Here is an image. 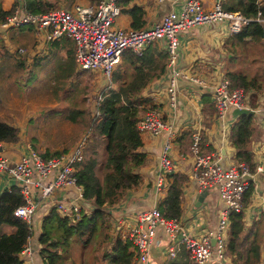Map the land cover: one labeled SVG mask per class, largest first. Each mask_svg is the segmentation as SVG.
<instances>
[{"label":"trees","instance_id":"trees-1","mask_svg":"<svg viewBox=\"0 0 264 264\" xmlns=\"http://www.w3.org/2000/svg\"><path fill=\"white\" fill-rule=\"evenodd\" d=\"M22 1L30 13H43L53 7L45 0ZM130 1L120 0L118 4H127ZM220 4L224 11L237 12L249 19L239 32L232 34L233 41L228 43L230 56L226 61L241 62L240 67L225 68L224 76L229 80L230 87L241 88L249 92L251 97L264 86V47L257 45L264 35V22L255 20L264 18V4L260 5L259 0H224ZM9 12L10 9H2L0 0V22ZM126 12L130 17L131 29L144 26V12L140 7L133 5ZM16 29L32 31L28 26ZM8 32L11 44L27 47L21 33L19 37L15 36L13 28ZM244 37H248L250 43L246 44ZM55 44L67 51L66 59L59 61L49 72V86L54 85V91L59 87V79L74 73L78 76L85 72L88 73L87 78H90L92 73L88 71H75L72 41L62 37ZM0 48L4 50L2 42ZM3 53L5 56L10 55L5 50ZM19 58L12 61L13 67L22 68L24 65V60ZM165 67L166 54L156 44L146 46L140 55H135L128 49L124 50L119 64L106 81L109 87L104 89L101 100L95 106L96 114L94 111L88 112L83 104L86 97L84 92L78 98V86L74 85L75 88L71 91L73 111H66L63 119L73 121L89 132L81 158L73 164V176L75 184L80 188L84 205L90 209L88 212L82 210L73 220L60 216L52 208L39 214L42 218L37 237L40 245L38 255L43 264H131L132 245L128 239L113 234L112 207L121 199L125 190L136 187L140 182L137 169L144 164L145 155L141 151V133L136 124L142 113L151 108L150 101L142 96V91L164 74ZM203 97L202 113L210 116L214 114L213 105L207 96ZM51 113L60 115L55 110ZM249 121L250 115L236 116L229 127L228 140L236 149V162L243 163L249 172H253V156L245 148ZM18 133V128L0 118V144L16 143L19 139ZM190 136L191 130H185L176 137L175 143L181 153L188 152ZM199 147L203 153L209 152L201 134ZM65 149L56 150L52 154H38L43 158L49 155L58 156L67 151ZM166 179L165 195L156 207L164 218L178 219L181 186L187 181V176L175 172L168 174ZM9 183L10 186H0V264H20L18 254L26 244L30 230L25 221L13 214L15 207L21 203V195L18 182ZM249 191L250 184L243 192L241 203ZM260 228L261 221H255L245 228L242 212L229 214L224 243L225 264L259 263L262 241ZM183 253L185 261L181 264H195L188 258L184 248Z\"/></svg>","mask_w":264,"mask_h":264},{"label":"built area","instance_id":"built-area-1","mask_svg":"<svg viewBox=\"0 0 264 264\" xmlns=\"http://www.w3.org/2000/svg\"><path fill=\"white\" fill-rule=\"evenodd\" d=\"M119 1L76 0L67 6L52 7L43 13H30L25 9L24 2L17 0L0 22V31L30 27L35 35V49L30 53L35 54L34 56L42 54L40 48H48L62 37L68 38L73 44L72 57L77 69L100 74L105 81V88L109 87L106 81L119 64L124 50L128 49L133 54L140 55L146 46L156 44L166 54V74L162 75L165 82L161 85V90L167 95L169 106L174 107L177 79L186 78L194 85L201 83L197 77L188 76L176 66L181 34L194 26L219 22L225 27L227 34L232 35L239 32L249 21L237 12L224 11L221 0H214L210 7L203 6L201 0H183L180 7L164 13L158 22L133 30L116 25V18L121 13ZM162 1L166 0H154L155 3ZM167 1L173 3V0ZM255 20L264 22V18ZM8 49L17 58L27 54L22 46L11 44ZM216 79L210 91V102L216 118H221L234 108L249 109V92L230 87L229 80L224 75ZM104 89L97 92L94 106L101 100ZM93 111L96 114L95 108ZM136 127L141 134L159 136L164 133L167 136L159 152L155 172L154 188L160 190L166 187L167 175L175 173L174 159L169 151L177 135L163 121L161 112L152 106L143 112ZM88 138L89 132L85 131L74 146L58 156L43 158L28 145L23 146L16 161L0 155V178L8 183L18 182L21 195V203L15 207L13 214L25 221L30 230L26 244L18 254L20 264H34L31 257L33 250L28 240L35 228L34 219L38 223L39 214L52 208L60 215L74 219L82 210L89 211L90 207L84 205L80 188L75 184L73 176V164L81 158ZM190 138L188 152L184 154L178 151V154L180 158L191 159V177L197 189H215L218 203L221 204L215 226L202 235H185L179 228L177 219L164 218L157 207L133 212L130 219L116 218L113 225L118 229L120 237L128 239L132 245L131 264H148L157 228H161L166 234L169 242L167 252L171 257L175 254L174 246L171 245L181 235L180 243L188 253V258L195 264H207L211 259L215 262L225 260L224 243L228 216L233 212H242L243 192L250 184L243 177H250L253 172H249L243 163L223 166L216 153H203L199 147V131L193 130ZM255 170L262 171L264 166H257ZM39 247L37 244L36 250Z\"/></svg>","mask_w":264,"mask_h":264},{"label":"crops","instance_id":"crops-1","mask_svg":"<svg viewBox=\"0 0 264 264\" xmlns=\"http://www.w3.org/2000/svg\"><path fill=\"white\" fill-rule=\"evenodd\" d=\"M11 1L1 0L2 9L9 10V6L6 5H8L7 3L10 4ZM45 1L50 4L60 2V5L63 6L64 4V6H67L76 0ZM201 1L205 7H210L214 2V0ZM182 2L183 0H173V3L167 0L159 3H155L154 0H131L127 4L120 5L121 13L116 18V25L121 28L130 27V17L126 11L133 5L143 10L144 26H150L158 22L164 13L180 7ZM259 4L263 5L264 0H259ZM8 31L9 29L6 32L0 31V38L4 40V43H2L5 51L10 54L11 52L8 49V45H11L8 39L10 32ZM13 32L21 33L22 40L27 42V47H24L27 50V54L23 56L24 58L21 57L24 62L29 63L31 60L40 57H42V61H45L51 59L53 56H55L57 63L66 59L65 52L67 50H64L59 44H55V42L48 48H40L41 55H31L30 53L35 49L34 32L26 29L19 31L16 28H13ZM243 39L246 44L250 43L248 37H244ZM230 41H233V35L227 34L223 24L219 22L194 26L190 30L184 31L180 36L176 66L188 76L197 77L201 81L200 85H194L186 78L177 79L174 107L169 106L167 95L161 90L165 77L161 76L142 91V96L150 101L151 106L161 112L162 119L166 124H169L171 132L178 136L185 130H191V132L193 130L199 131L205 139L209 152L216 153L223 166L234 165L236 163V149L228 140V130L230 125L235 121L236 116L231 115V110L221 118H216L213 114L207 116L202 113V108L203 96H207L210 101L212 85L215 84L216 78L224 75V69L227 67L238 69L240 67L241 62L231 63L226 61V58L230 56L228 53V43ZM257 45L264 47V35ZM74 67L75 71H77L75 63ZM164 73L166 74V70ZM248 106L252 113L250 114L245 148L253 156V173L250 174L251 179L247 181L250 183L249 194L246 195L242 202L243 226L248 228L253 222L261 221L262 241L258 264H264V170L259 172L255 170L257 166H264V86L259 93L253 94L249 98ZM166 139L167 136L164 133L159 136H151L147 133L141 134V151L145 155V161L137 169L140 182L136 187L125 190L121 199L112 207L114 215L111 218L113 221L116 218L130 219L133 212L156 207L163 199L165 187L160 190L155 189L154 181L159 162V152ZM20 144L21 142L14 144L1 143L0 155L11 161H16L23 149V144ZM178 151L177 144L175 142L172 143L169 153L174 159L175 168L173 172H179L187 176V181L181 186L179 200L180 214L177 223L185 235H202L205 232L211 231L215 226L219 209L217 193L214 188L206 190L196 188L191 177V159L189 157L180 158ZM0 184L3 187L11 183L1 178ZM202 191L205 192L204 195H200ZM115 230H117L116 227ZM115 230L113 229V234H119ZM39 231L40 227L35 222V228L28 240L31 250H33L31 257L34 264H43L42 259L38 255L40 247L36 250ZM180 239L181 235L177 236L171 245L175 249V254L171 257L167 252L169 242L166 234L161 228H157L155 242L150 248L148 264L183 263L185 261V257L183 256L185 253H183V248H181L183 246L180 243ZM212 260L207 264L214 263V260ZM21 264L27 263L21 262Z\"/></svg>","mask_w":264,"mask_h":264},{"label":"rangeland","instance_id":"rangeland-1","mask_svg":"<svg viewBox=\"0 0 264 264\" xmlns=\"http://www.w3.org/2000/svg\"><path fill=\"white\" fill-rule=\"evenodd\" d=\"M15 3L17 0H12L6 6L11 9L12 4ZM60 4L55 2L51 6H62ZM15 36L19 37L20 34L15 33ZM1 42L4 43L3 38H0V44ZM14 45L21 47V45ZM4 50L0 48V118L18 128L17 142H21L20 145L23 144V146L28 145L36 153L47 152V154L64 148L68 150L72 145L74 146L86 129L80 128L73 121L63 119L66 111H73V92L71 91L77 84L79 91L77 97L81 98L84 92L86 97L83 104L91 113L95 108L94 98L97 92L105 88L103 78L100 74H91L90 78H87L88 73L81 72L78 76L74 73L59 79V87L54 91V85L49 86V72L58 64L55 56L45 61H42V57L31 60L29 63L25 61L22 68H16L13 67L12 61L20 58L12 53L5 56ZM52 110L59 111L60 115L52 114ZM52 156L56 155L48 157ZM220 207L221 204L218 203V208ZM68 219L73 220V218ZM37 222L40 224V217ZM111 222L115 230L112 218ZM115 231L118 232V229ZM211 264H225V260L224 263L214 261Z\"/></svg>","mask_w":264,"mask_h":264},{"label":"water","instance_id":"water-1","mask_svg":"<svg viewBox=\"0 0 264 264\" xmlns=\"http://www.w3.org/2000/svg\"><path fill=\"white\" fill-rule=\"evenodd\" d=\"M252 113V111L248 108H241V109H232L231 110V115L232 116H238V115H242V114H245V115H250ZM244 180H250L251 178L249 176H244L243 177ZM204 191L201 192L200 195H204ZM57 196L59 197V194H57ZM213 244V240L211 242V245Z\"/></svg>","mask_w":264,"mask_h":264},{"label":"clouds","instance_id":"clouds-1","mask_svg":"<svg viewBox=\"0 0 264 264\" xmlns=\"http://www.w3.org/2000/svg\"><path fill=\"white\" fill-rule=\"evenodd\" d=\"M250 109V108H249ZM143 114V113H142ZM226 259V258H225Z\"/></svg>","mask_w":264,"mask_h":264}]
</instances>
